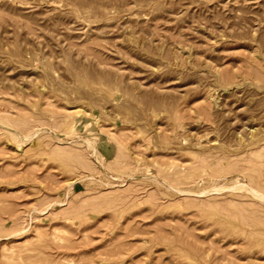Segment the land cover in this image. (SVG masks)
I'll return each mask as SVG.
<instances>
[{
	"label": "rangeland",
	"instance_id": "obj_1",
	"mask_svg": "<svg viewBox=\"0 0 264 264\" xmlns=\"http://www.w3.org/2000/svg\"><path fill=\"white\" fill-rule=\"evenodd\" d=\"M249 188L264 0H0V264H264Z\"/></svg>",
	"mask_w": 264,
	"mask_h": 264
},
{
	"label": "bare ground",
	"instance_id": "obj_2",
	"mask_svg": "<svg viewBox=\"0 0 264 264\" xmlns=\"http://www.w3.org/2000/svg\"><path fill=\"white\" fill-rule=\"evenodd\" d=\"M20 121H21V120H20ZM25 122H27V121L25 120ZM17 123H18V122H17ZM12 126H13V125H12ZM21 126H22V125H21ZM24 128H25V127H24ZM18 130H20V129H18ZM24 130H25V129H24ZM86 131H87V130H86ZM93 131H94V130H93ZM88 142H90V141H88ZM90 143H91V142H90ZM90 143H89V144H90ZM60 149H61V148H60ZM62 150H63V149H62ZM260 150H261V149H260ZM74 156H75V155H74ZM76 156H77V155H76ZM76 156H75V157H76ZM256 156H257V155H256ZM81 157H82V156H81ZM258 157H259V156H258ZM83 164H85V163H83ZM232 168H233V167H232ZM258 180H259V179H258ZM236 181H237V180H236ZM253 181H254V180H253ZM240 185H241V184H240ZM240 185L237 184L238 187H239ZM243 185H244V184H242L241 187H242ZM246 185H247V184H246ZM217 187H218V186H217ZM243 187H247V186L244 185ZM243 187H242V188H243ZM249 190H253V191H252L253 193H254V191H255L256 193H254L253 195H257V196H258V193H259V192H257L256 190L251 189V188H249ZM249 190H248V191H249ZM257 190H258V189H257ZM252 192H251V193H252ZM251 193H250V194H251ZM260 193H261V192H260ZM261 194L264 195V193H261ZM263 195H260V196H258V197L260 198V197L263 196ZM260 199L262 200L263 197L260 198ZM263 200H264V199H263ZM260 207L262 208V206H260ZM239 214H240V212H239Z\"/></svg>",
	"mask_w": 264,
	"mask_h": 264
}]
</instances>
